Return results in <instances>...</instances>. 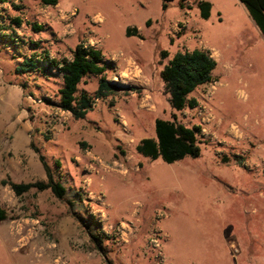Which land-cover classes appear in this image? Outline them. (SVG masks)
I'll return each instance as SVG.
<instances>
[{"label": "rangeland", "instance_id": "rangeland-1", "mask_svg": "<svg viewBox=\"0 0 264 264\" xmlns=\"http://www.w3.org/2000/svg\"><path fill=\"white\" fill-rule=\"evenodd\" d=\"M197 1L1 3L0 28L15 41L0 29V264H264V37L239 0H207L208 19ZM79 43L99 48L107 78L124 88L75 119L57 107L55 70L15 66L32 54L69 58ZM194 48L215 58V80L189 94L196 106L174 110L160 70ZM98 79L85 75L78 93L93 95ZM173 115L200 127V155L167 163L139 153L154 120ZM32 145L62 198L10 187L46 180Z\"/></svg>", "mask_w": 264, "mask_h": 264}, {"label": "trees", "instance_id": "trees-1", "mask_svg": "<svg viewBox=\"0 0 264 264\" xmlns=\"http://www.w3.org/2000/svg\"><path fill=\"white\" fill-rule=\"evenodd\" d=\"M5 1L0 0V5ZM38 1L44 5H54L57 3V0ZM170 1L172 0H161V8L163 10L166 9ZM239 1L246 7L249 15L264 37V0ZM180 6L182 7V4ZM211 7L212 3L210 1H197L199 16L202 19L209 18ZM13 21L19 23L20 19L16 17ZM0 29L4 30V32H1L3 39L15 41L13 34L8 31L5 32L7 28L2 27ZM125 35H135L141 38V34L136 27H127ZM167 55L166 50L160 51L161 60L167 57ZM44 57V60H39L33 54L29 57H24L20 64L15 66V72L21 74L40 70L46 74L55 70L62 81L57 91V107L63 111L70 112L75 119H81L86 115L93 105L94 98H102L124 88V86L107 78L106 70L113 68L112 62L105 59L102 51L92 45L77 44L69 58H50L46 54ZM215 66V58L206 49L194 48L177 51L160 70V77L164 83V90L168 94L171 108L182 110L187 106H196V99L189 97V94L197 87L215 80V77L212 75V70ZM87 74L99 76L93 95L86 92L78 93L77 86ZM200 131L199 126H188L178 121L175 115H173L172 119L156 118L154 120L155 137L142 138L136 145V150L151 159L161 157L167 163H173L186 156L195 158L201 152L198 137ZM32 148L38 153L39 160L45 171L46 180L27 183L10 182V187L18 195L32 187H36L39 190L50 189L56 197L62 198L66 192L64 185L54 177L50 166L46 163L39 148L34 145H32ZM221 159L222 161H227L225 157ZM5 217V211L0 208V221L5 219Z\"/></svg>", "mask_w": 264, "mask_h": 264}, {"label": "crops", "instance_id": "crops-1", "mask_svg": "<svg viewBox=\"0 0 264 264\" xmlns=\"http://www.w3.org/2000/svg\"><path fill=\"white\" fill-rule=\"evenodd\" d=\"M243 5V4H242ZM244 6V5H243ZM245 7V6H244ZM243 9V8H242ZM245 13H247L246 15H248L249 16V12L247 11V9H246V7H245ZM250 17V16H249ZM250 19L253 21V19L250 17ZM253 23H255L254 21H253ZM256 27H257V25H255ZM257 29H258V32L261 34V32H260V30H259V28L257 27ZM262 35V34H261Z\"/></svg>", "mask_w": 264, "mask_h": 264}]
</instances>
